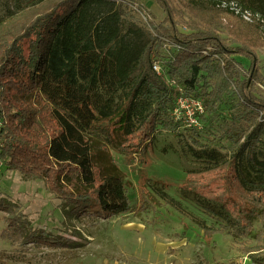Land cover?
<instances>
[{"label":"trees","instance_id":"trees-1","mask_svg":"<svg viewBox=\"0 0 264 264\" xmlns=\"http://www.w3.org/2000/svg\"><path fill=\"white\" fill-rule=\"evenodd\" d=\"M133 2L0 0V163L41 180L70 219L124 215L134 207L110 147L146 154L159 126L176 128L178 100L200 103V121L233 93L238 102L218 137L232 157L211 151L205 169L188 171L181 190L208 212L218 208L239 235L264 244V76L258 42L244 38L264 28V0H238L253 25L226 10L232 0H183L176 7L156 0L166 17L146 28L131 15ZM167 43L175 53L163 78L153 65ZM149 206L143 202L142 210ZM0 211L7 213L3 234L12 243L74 246L66 236L33 229L1 197ZM247 252L264 264V251Z\"/></svg>","mask_w":264,"mask_h":264},{"label":"rangeland","instance_id":"rangeland-1","mask_svg":"<svg viewBox=\"0 0 264 264\" xmlns=\"http://www.w3.org/2000/svg\"><path fill=\"white\" fill-rule=\"evenodd\" d=\"M167 1L176 7L183 0ZM238 4V0H232L224 7L235 11V16L245 23H256L252 16L249 20L244 18L247 13ZM131 15L143 28L149 27L150 22L161 23L166 17L156 0H134ZM220 15L225 22H233L231 14ZM180 30L186 32L184 27ZM244 38L258 42V67L264 76V28ZM174 53L175 46L167 43L155 60L161 66L163 78ZM236 58L249 68L248 59ZM237 102L238 96L230 93L216 114L198 121L191 105L178 100L181 109L174 113L176 128L159 126L146 154L121 155L110 147L114 162L129 183V198L134 207L124 215L83 223L70 219L41 180L25 179L0 163V197L19 207L33 229H42L50 237L66 236L74 245L23 246L22 239L12 243L3 234L7 213L0 211V264H255L247 251L263 252L264 244L253 236L239 235L218 214V208L208 212L204 202L181 190L187 172L204 170L205 157L211 151L220 153L223 160L232 157L228 144L220 143L218 137ZM201 150L207 153L201 155ZM259 151L264 161V141ZM146 201L150 206L142 210ZM256 227L260 228L258 224Z\"/></svg>","mask_w":264,"mask_h":264},{"label":"built area","instance_id":"built-area-1","mask_svg":"<svg viewBox=\"0 0 264 264\" xmlns=\"http://www.w3.org/2000/svg\"><path fill=\"white\" fill-rule=\"evenodd\" d=\"M244 18L246 20H249L250 19V15L245 14ZM153 70L155 72H157L158 74H161V71H162L161 66L158 65L157 63H154ZM179 102H182V103L183 102H188L191 105V107L193 108L194 116H196L198 114V112H200V113L202 112V108H201V104L200 103L190 102L187 99H180ZM180 109L181 108L179 107V104H178V108L175 110V112L179 113ZM195 111H196V113H195Z\"/></svg>","mask_w":264,"mask_h":264}]
</instances>
